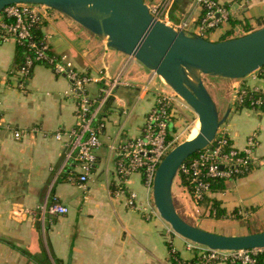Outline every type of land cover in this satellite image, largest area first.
I'll return each mask as SVG.
<instances>
[{
  "label": "crops",
  "instance_id": "1",
  "mask_svg": "<svg viewBox=\"0 0 264 264\" xmlns=\"http://www.w3.org/2000/svg\"><path fill=\"white\" fill-rule=\"evenodd\" d=\"M143 1L154 5L163 0ZM217 1L228 8L229 19L210 29L206 39L234 38L264 25V0ZM201 14L194 0H170L163 20L171 26L185 21L190 34ZM42 32L53 52L65 54L76 71L95 78L120 75L126 84L101 110V146L93 172L80 186L68 179L78 167L67 155L66 138L54 137L76 122V101L66 94L68 78L37 64L20 86L18 73L12 74L15 41L0 43V264H174L170 243L181 259L193 260L188 239L167 232L160 216L147 218L128 206L126 194L117 193L112 149L141 133L159 94L170 95L175 104L177 95L156 73L58 11L50 12ZM205 78H213L212 90L207 89L219 115L229 110L222 125L231 144L241 149L256 133V162L200 203L181 186L172 187L176 210L188 223L213 233L264 231V107L242 108L235 102L240 87L264 90V75L257 70L241 79ZM100 86L89 83V95L96 97ZM15 131L22 133L18 139ZM125 185L138 200L147 198L141 174H132ZM54 201L68 206V213L50 216L47 207ZM236 224L239 230L230 227Z\"/></svg>",
  "mask_w": 264,
  "mask_h": 264
},
{
  "label": "built area",
  "instance_id": "2",
  "mask_svg": "<svg viewBox=\"0 0 264 264\" xmlns=\"http://www.w3.org/2000/svg\"><path fill=\"white\" fill-rule=\"evenodd\" d=\"M202 14L197 27L191 35H206L210 29L229 19L228 8L217 0H194ZM170 0L148 5L150 14L160 21L166 15ZM51 11H57L42 4L15 3L6 6L0 13V43L8 40L22 43L27 40V54L22 67L18 71L19 82L30 77L34 62L42 61L49 65L57 75H64L69 80L66 94L76 101V122L68 130H59L54 134L58 141L65 137L64 146L68 157L77 163L78 173H70L69 180L76 181L80 186L89 179L96 164L97 150L101 146L100 134L104 121L100 118L103 107L114 97L116 89L125 85L120 75L114 77H90L79 74L65 54L47 53L46 37L43 41L33 38L31 28L40 26L48 19ZM59 12V11H58ZM177 30H187L185 21L172 25ZM188 31V30H187ZM259 70V69H258ZM264 75V69L262 70ZM91 82L101 83L96 97L89 95L87 85ZM245 98L252 107L264 106V90L259 88L240 87L235 93V102L243 103ZM177 111L172 97L165 93L157 96L156 104L150 110L141 133L135 138L120 140L112 146L115 151V172L118 178L117 193L126 194L128 206L144 214L147 218L160 216L154 204L152 189L156 169L164 156L172 149L176 137L168 134V124ZM22 133L14 132L18 139ZM258 145L256 133L250 134L243 148L238 149L230 142L228 130L222 124L218 127L212 141L203 149L185 159L177 170L175 179L194 202H202L210 197L211 186L218 180L235 179L247 173L252 163L256 162L255 150ZM134 173L141 174L143 185L147 190V198L138 200L136 192L128 190L125 183ZM47 211L50 216L68 213L69 208L59 202H52ZM168 228L167 232H170ZM172 232V231H171ZM186 248L195 253L193 260L181 259L170 243V254L174 256V264H258V257L264 248L250 249H211L207 246L188 241Z\"/></svg>",
  "mask_w": 264,
  "mask_h": 264
},
{
  "label": "water",
  "instance_id": "3",
  "mask_svg": "<svg viewBox=\"0 0 264 264\" xmlns=\"http://www.w3.org/2000/svg\"><path fill=\"white\" fill-rule=\"evenodd\" d=\"M15 3L42 4L68 16L160 76L195 112L198 133L164 156L153 182L154 204L173 232L211 249L264 248V231L223 235L188 223L178 214L172 196L179 166L212 141L229 111L220 117L204 77L241 79L262 68L264 25L242 36L211 41L156 19L143 0H0V13Z\"/></svg>",
  "mask_w": 264,
  "mask_h": 264
},
{
  "label": "rangeland",
  "instance_id": "4",
  "mask_svg": "<svg viewBox=\"0 0 264 264\" xmlns=\"http://www.w3.org/2000/svg\"><path fill=\"white\" fill-rule=\"evenodd\" d=\"M203 37L204 38H210L209 35H207V34L204 35ZM78 73L81 74L80 72H78ZM205 79L206 80H205L204 84H205L206 88L211 89V87L213 86L212 82H211L213 78H205ZM177 98H178V100H177L178 103H176L177 111L175 112V116L173 117L174 129L170 133L176 137L175 142H174V146L178 143H181L187 139L194 137L198 131L197 129H199V122H198V118H197V115L195 114V112L178 95H177ZM220 117H222V116L220 115ZM177 186H178L177 185V179H174L172 187L177 190ZM194 203H197V202H194ZM168 227L173 232V230L171 229L169 224H168ZM230 227H233V230H239L240 229V227H237V224L230 226ZM250 230L251 229L248 228V231H250ZM173 233H175V232H173Z\"/></svg>",
  "mask_w": 264,
  "mask_h": 264
},
{
  "label": "trees",
  "instance_id": "5",
  "mask_svg": "<svg viewBox=\"0 0 264 264\" xmlns=\"http://www.w3.org/2000/svg\"><path fill=\"white\" fill-rule=\"evenodd\" d=\"M45 22L46 21H44L43 22V24L42 25H40V26H36V27H33V28H31V34H33V38H37V39H39L40 41H43V42H45L44 40H43V36H45L44 34H43V32H42V28H43V26H44V24H45ZM244 28L246 29V30H249L248 29V27L246 26V25H244ZM225 39H227V37H223L222 39H220V40H225ZM46 42H47V40H46ZM48 43V42H47ZM15 44H16V59H15V69L12 71V74H16V73H18V71H19V69L22 67V65H23V63H24V61H25V57H26V54H27V40H24V41H22V43H18V42H15ZM49 45V44H48ZM47 53L50 55V56H52L53 54H55L54 52H53V50L50 48V46L48 47V50H47ZM37 64H44V65H46V66H48L49 67V65L48 64H46L45 62H42V61H37V62H34V65H33V67L35 66V65H37ZM33 67H32V69H31V74H32V70H33ZM264 69V66L262 67V68H260L259 70H263ZM31 74H30V76H31ZM18 79L21 81V77H19L18 76ZM23 82H25V80L23 81ZM248 98H245V100H244V102L243 103H237V105L239 106V107H244V108H256V107H252L250 104H249V102H248ZM263 108L264 106H260V108ZM101 116V115H100ZM173 120L172 121H170V123L168 124V134H169V137H171V131L174 129V127H173ZM246 174V173H245ZM244 174V175H245ZM241 176H243V175H241ZM240 176V177H241ZM224 186H225V181H223V180H218V181H215L213 184H212V186H211V189H212V191H220V190H222L223 188H224ZM173 260H174V262H175V259H174V256H173ZM258 264H264V253H262V254H260L259 255V257H258V262H257Z\"/></svg>",
  "mask_w": 264,
  "mask_h": 264
},
{
  "label": "bare ground",
  "instance_id": "6",
  "mask_svg": "<svg viewBox=\"0 0 264 264\" xmlns=\"http://www.w3.org/2000/svg\"><path fill=\"white\" fill-rule=\"evenodd\" d=\"M198 122H199V121H198ZM197 130H198V129H197ZM197 133H198V131H197ZM197 133H196V134H197ZM192 138H193V137H192ZM192 138H190V139H192Z\"/></svg>",
  "mask_w": 264,
  "mask_h": 264
}]
</instances>
